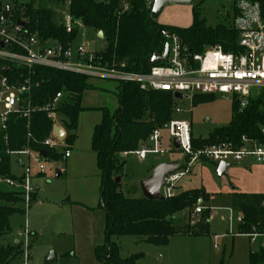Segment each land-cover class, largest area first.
Wrapping results in <instances>:
<instances>
[{
	"label": "trees",
	"instance_id": "obj_1",
	"mask_svg": "<svg viewBox=\"0 0 264 264\" xmlns=\"http://www.w3.org/2000/svg\"><path fill=\"white\" fill-rule=\"evenodd\" d=\"M35 0L25 4L14 2L11 5L15 19H24L29 32L40 40L55 39L66 48L76 38L78 30L67 33L65 27L55 21V12L49 8L50 2L69 3V11L84 27L102 32L105 48L96 52V62L120 67L133 72H148V62L155 53L163 54L168 40L162 31L176 34L187 52L201 53L206 46H221L224 51L238 50L241 32L228 23L216 26L207 25L201 17L198 3L193 8V23L187 28L159 24L151 16L149 0ZM233 1V16L239 11ZM258 1L264 17V0ZM12 83L21 77L30 78L32 103L42 106L48 103L62 89L67 94L59 109L58 122L67 130L66 148L74 145L79 116L86 109L83 104L87 91L97 88L88 76L58 70L51 67L35 66L27 69L11 65L4 72ZM119 105L110 110L102 107L103 117L95 125L92 135V149L96 154L97 166L101 171L102 188L99 207L106 214L104 244L95 248V255L102 264H135L143 257L134 254L126 259L119 255V246L112 241L113 236L132 235L144 238L148 243L167 244L171 236L184 233L193 236L210 235V210L200 213L196 224H188L179 229L172 217L184 210L194 211L199 201L210 200L204 189H191L179 192L173 198L148 200L144 196L133 198L120 189L116 181L123 170L125 161L120 152L134 151L150 137L154 129L169 122L174 115L175 98L168 91H143L137 84H117ZM195 104L212 101L215 96H194ZM54 122L47 113L34 112L30 119L12 115L7 130L0 129V178H14L11 174L9 151L31 148L37 152L47 151V159L60 160L63 152L51 150L44 141L50 135ZM264 126V91L250 98L249 105L240 109L233 102L230 123L218 129L209 138H193L195 148L212 144H231L236 149L242 147L243 138L264 141L261 127ZM7 137V138H6ZM24 197L18 190L0 189V236L10 230V218L16 213H24L21 206ZM232 208L243 216L239 234H247L256 228L264 231V194L232 193ZM193 210V211H192ZM22 255L19 244L0 248V264H11ZM250 264H264V248L250 252ZM223 264V262L221 263Z\"/></svg>",
	"mask_w": 264,
	"mask_h": 264
},
{
	"label": "rangeland",
	"instance_id": "obj_2",
	"mask_svg": "<svg viewBox=\"0 0 264 264\" xmlns=\"http://www.w3.org/2000/svg\"><path fill=\"white\" fill-rule=\"evenodd\" d=\"M0 1L1 7H5L14 2L25 4L30 0ZM35 1V6L42 3L40 0ZM192 2V6L200 3L198 0ZM48 5L55 12V21L61 22L62 13L68 10L66 3L50 2ZM121 5H126V0H122ZM232 5V0H205L200 6L201 17L206 19L209 26L220 23L232 25ZM189 6L168 5L163 11L168 10L171 18L178 19L181 15L183 17L181 8ZM227 12L231 15L230 19L226 17ZM72 44L74 48L84 44L89 53H96L105 48L106 42L99 37L98 31L81 25ZM91 81L95 82L97 88L84 95L86 109L79 116L77 139L70 149L72 157L60 160L48 158L40 162L36 161V156L30 157V188L33 192L30 208L25 213L23 202L21 206L24 213L14 214L10 218V230L0 236V248L16 245L15 240H19L17 244L23 248L26 224L31 234H35L30 239L31 247V240L34 241L30 264H102L96 258L95 248L106 241V217L104 210L98 207L102 177L92 149V135L95 125L102 120L101 108L114 110L119 100L116 82ZM193 99L178 100L176 103L182 112L173 117L189 122L194 138H209L212 133L230 123L234 102L232 97L217 95L212 101L197 104ZM65 147L63 143L58 149L64 151ZM161 147L164 153L149 154L144 160L134 154L119 155L125 165L117 177L121 178L120 189L127 196L142 197L141 181L148 178L159 164L186 162L181 151L170 149L168 132H163ZM20 159L29 161L26 156H11V174L14 178H20L25 171L18 163ZM218 166L205 161L195 162L176 189L177 194L191 189H205L212 194V199L199 204L204 210H210V235L179 233L171 236L167 244L158 245L138 236H113L112 241L118 244L120 257L126 259L134 254H142L143 257L135 264H250L249 254L251 251H260L262 238L253 243L249 237L238 234L241 214L232 208V192L235 191L233 177L229 173L219 175ZM0 189L13 188L0 178ZM190 213L184 210L174 215V225L183 229L188 224H196L201 215L192 218ZM52 252L55 260L46 262ZM11 263L24 264L22 256Z\"/></svg>",
	"mask_w": 264,
	"mask_h": 264
},
{
	"label": "built area",
	"instance_id": "obj_3",
	"mask_svg": "<svg viewBox=\"0 0 264 264\" xmlns=\"http://www.w3.org/2000/svg\"><path fill=\"white\" fill-rule=\"evenodd\" d=\"M234 4L239 14L233 16L231 22L234 28L241 32L238 50L226 52L221 46L208 45L201 53L192 54L187 52L176 34L163 30L162 34L170 40L167 60L149 67L150 70L144 73L128 71L124 69V64L120 67L100 64L96 62V53H89L84 44L74 48L70 43L66 48L55 39L40 40L37 35L26 29L23 18L15 19L12 8L9 17L6 18L5 7L0 5V129L7 130V123L12 115L30 119L36 111L46 112L54 125H59V109L67 94L66 89H62L48 103L35 106L32 103L30 78L21 77L14 84L4 74L3 68L7 67L10 70L11 65L30 70L35 66L51 67L85 75L92 80L137 84L143 91H168L174 98L176 93L187 98L199 95H225L232 97L234 101L237 100L241 110L246 108L250 98L264 91V17L258 1L237 0ZM62 16L60 24L68 33L78 30L82 25L69 10L62 13ZM20 22H24V25ZM174 100V115H176L182 112L176 103L182 99ZM163 132L169 134L170 149L181 151L186 160L184 164L180 163L174 173L164 178L161 194L165 198H173L177 195L179 181L188 175L191 166L197 161L232 164L251 159L256 163H264V141L260 143L244 137L243 145L238 149L231 144H212L195 148L191 124L174 117L169 122L156 127L148 140L142 142L138 149L123 152L122 155L134 154L144 160L149 154L164 153L161 147ZM261 134L264 139V126L261 127ZM66 137L65 130V138L59 140L52 128L44 144L51 150L60 152L58 147L65 144ZM175 139L179 142L178 149L174 145ZM61 152L64 153L65 158L71 155L70 149L66 147ZM9 154L29 158L28 162L20 159V166L25 169L20 178H1V181L6 182L11 188L22 192L25 197V213H27L33 195L30 188L32 177L30 157L36 156L38 162L47 157L29 147L9 151ZM202 211L203 208L197 206L190 217L193 218ZM239 222H243L242 215ZM24 228L21 256L24 264H30L32 234L26 224ZM240 235L249 237L253 243L257 242L258 238H262L261 248H264V231L260 232L253 228L251 232Z\"/></svg>",
	"mask_w": 264,
	"mask_h": 264
},
{
	"label": "water",
	"instance_id": "obj_4",
	"mask_svg": "<svg viewBox=\"0 0 264 264\" xmlns=\"http://www.w3.org/2000/svg\"><path fill=\"white\" fill-rule=\"evenodd\" d=\"M193 0H149L148 5L151 7V16L153 19L157 20L161 11L165 6L168 5H189L192 3ZM11 11V6L6 5L4 10V16L6 18L9 17ZM22 25H24V22H20ZM99 37L102 38L103 34L102 32H99ZM169 52V44L166 45L164 53L161 55L159 53H155L152 58L148 62V67H151L155 64L165 62L168 57ZM5 72H7L9 69L3 68ZM175 98L183 99L187 98L186 96L176 93ZM53 131L56 134L57 138L59 140H63L65 138V130L63 127L59 125H53ZM174 145L176 149L179 148V142L177 139L174 140ZM41 154L46 157L47 151L43 150ZM180 166L179 162H173V163H162L159 164L154 168L151 175L142 180L140 183L142 193L144 198L148 200H163L165 197L161 194V188L164 185V178L167 175H170L174 173ZM231 166L229 163H220L218 167V174L219 175H225L227 174V169ZM118 183L121 182V178L118 177L116 179ZM199 203H202V200L199 201ZM55 260V254L52 252L46 259V262H52Z\"/></svg>",
	"mask_w": 264,
	"mask_h": 264
},
{
	"label": "crops",
	"instance_id": "obj_5",
	"mask_svg": "<svg viewBox=\"0 0 264 264\" xmlns=\"http://www.w3.org/2000/svg\"><path fill=\"white\" fill-rule=\"evenodd\" d=\"M198 1L200 3H202L205 0H198ZM1 4H2V1H0V5ZM66 5H67V9L69 10V3H66ZM176 5H181V4H176ZM189 5H190L189 8H181L182 12H183V17L181 15L180 16L181 18H178V19L177 18H171L169 16L168 10L167 11L162 10L159 17H158L159 19H157L158 23L162 24V25H167V26H176L179 28H187V27L191 26L193 23V8H194V6H192L193 2ZM188 16H189V18H188ZM226 17L229 19L231 18V15L229 12L226 13ZM58 124L61 125L59 122H58ZM66 132H67V130H66ZM122 153L123 152H120L119 155L121 156ZM122 156H124V155H122ZM71 157H72V153H71L70 157H68V158L64 157V158L70 159ZM207 163H210V162H207ZM211 164H216V163H211ZM19 165H20V160H19ZM100 173H101V171H100ZM227 173L231 174L233 177V183L235 184V187L233 188L235 191H233V192L255 193V194L262 193V194H264V163H262V164L256 163L251 159H247V160H244V161L239 162V163H232L231 166L227 169ZM59 175L60 174H58V176ZM205 191L207 192V190H205ZM207 193L210 194V199H212L213 198L212 194L209 192H207ZM99 203H98V207H99ZM105 217H106V214H105ZM32 234H33L32 237L34 238L35 234L34 233H32ZM214 239H216V237ZM18 241L19 240H15L14 244H17ZM33 242L34 241L32 240V248H33ZM32 258H33V253H32Z\"/></svg>",
	"mask_w": 264,
	"mask_h": 264
}]
</instances>
